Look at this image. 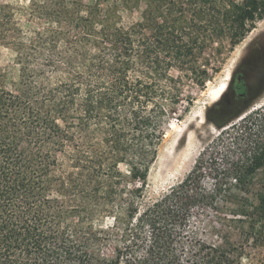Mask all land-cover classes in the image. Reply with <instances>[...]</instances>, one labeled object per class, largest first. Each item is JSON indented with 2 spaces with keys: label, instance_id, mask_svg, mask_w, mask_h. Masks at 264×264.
Instances as JSON below:
<instances>
[{
  "label": "trees",
  "instance_id": "16d2710c",
  "mask_svg": "<svg viewBox=\"0 0 264 264\" xmlns=\"http://www.w3.org/2000/svg\"><path fill=\"white\" fill-rule=\"evenodd\" d=\"M41 1L32 16L48 27H0L19 67L17 81L0 79V264H237L231 232L203 239L235 193L243 236L264 248L260 111L239 123L210 116L217 142L142 205L183 88L205 86L204 53L215 40L241 43L264 20V0H170L160 12L147 0L128 28L110 0ZM234 92L242 102L248 85Z\"/></svg>",
  "mask_w": 264,
  "mask_h": 264
},
{
  "label": "rangeland",
  "instance_id": "374dc122",
  "mask_svg": "<svg viewBox=\"0 0 264 264\" xmlns=\"http://www.w3.org/2000/svg\"><path fill=\"white\" fill-rule=\"evenodd\" d=\"M110 1L119 5L121 17L119 24L123 28L142 21L147 0ZM184 1L174 0L176 9H179ZM231 1L241 6L243 0ZM169 2L170 0H155L154 5L160 12L162 6ZM0 4L5 7L3 10L9 12L7 14L9 17L0 19V27L6 25L12 28L20 27L26 33H30V31H39L49 26L32 16L40 6L46 4V1L0 0ZM263 24L264 20L257 22L256 28L235 47L228 39L215 40L211 48L204 53L202 60L205 61L204 69L208 74L206 84L201 87L192 81L187 82L183 88L185 100L177 108L176 114L166 127L158 159L151 169L145 189L143 206L160 199L172 188L177 187L193 170L201 154L217 142L220 130L209 120L210 116L220 113V120L225 121L239 115V120L236 122L239 123L246 113L247 115L257 111L264 113V87L258 91L255 90L259 81L264 80V67L255 66L252 62L256 51L260 50L264 43ZM251 54L252 57H250ZM237 73L246 76L249 90L247 98L242 102L236 101L234 94L229 91V86L233 84ZM3 76H7L10 82L17 81L19 67L16 64L15 52L0 44V79ZM225 83L226 91L221 98L217 99L216 89ZM188 99L191 103L187 101ZM219 104L229 109H216L215 107ZM256 178L259 183L263 182L264 170L260 171ZM210 184L211 181L206 185ZM235 196L233 202L218 214L217 212L209 214L207 231L203 239L209 243L219 244L222 242L219 235L225 236L231 232L232 243L237 249V264H264V248L255 247L253 241L248 242L242 234L248 228L246 224L240 222L243 219L238 215L241 200L238 194L235 193ZM107 223L112 224V220Z\"/></svg>",
  "mask_w": 264,
  "mask_h": 264
},
{
  "label": "flooded vegetation",
  "instance_id": "af4514ba",
  "mask_svg": "<svg viewBox=\"0 0 264 264\" xmlns=\"http://www.w3.org/2000/svg\"><path fill=\"white\" fill-rule=\"evenodd\" d=\"M254 52V51H252ZM256 56H254V59L252 62H254V65L255 66H262L264 67V43H263V46L260 50L256 51ZM253 55L251 54L250 57H252ZM251 59V58H250ZM242 81H244L246 84H247V80H246V76L242 73H237L236 74V77H235V80L233 82V87H232V93L235 94V87H236V84L238 83H241ZM261 87L263 88L264 87V80L262 81H259L258 83V87L255 89L256 91L260 90Z\"/></svg>",
  "mask_w": 264,
  "mask_h": 264
},
{
  "label": "bare ground",
  "instance_id": "6f19581e",
  "mask_svg": "<svg viewBox=\"0 0 264 264\" xmlns=\"http://www.w3.org/2000/svg\"><path fill=\"white\" fill-rule=\"evenodd\" d=\"M264 25V24H263ZM226 89V83L221 85L218 89H216V98L219 99L222 97V95H224L225 90Z\"/></svg>",
  "mask_w": 264,
  "mask_h": 264
}]
</instances>
